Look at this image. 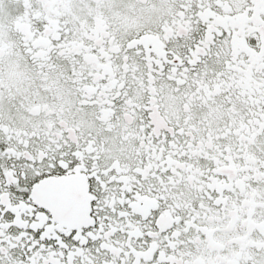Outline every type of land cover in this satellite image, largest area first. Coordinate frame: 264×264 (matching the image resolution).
Wrapping results in <instances>:
<instances>
[{"label": "snow or ice", "instance_id": "obj_1", "mask_svg": "<svg viewBox=\"0 0 264 264\" xmlns=\"http://www.w3.org/2000/svg\"><path fill=\"white\" fill-rule=\"evenodd\" d=\"M0 264H264V0H0Z\"/></svg>", "mask_w": 264, "mask_h": 264}]
</instances>
